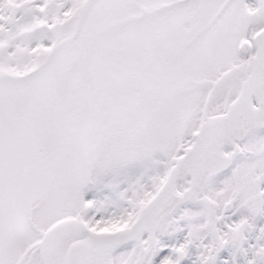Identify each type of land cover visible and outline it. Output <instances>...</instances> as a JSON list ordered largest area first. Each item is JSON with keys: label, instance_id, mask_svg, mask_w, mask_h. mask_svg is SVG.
Returning <instances> with one entry per match:
<instances>
[{"label": "snow or ice", "instance_id": "1", "mask_svg": "<svg viewBox=\"0 0 264 264\" xmlns=\"http://www.w3.org/2000/svg\"><path fill=\"white\" fill-rule=\"evenodd\" d=\"M0 264H264V0H0Z\"/></svg>", "mask_w": 264, "mask_h": 264}]
</instances>
